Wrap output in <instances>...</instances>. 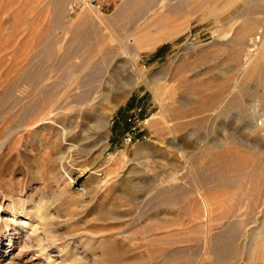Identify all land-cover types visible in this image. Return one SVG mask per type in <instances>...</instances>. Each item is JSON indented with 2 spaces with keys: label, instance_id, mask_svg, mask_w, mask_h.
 <instances>
[{
  "label": "rangeland",
  "instance_id": "1",
  "mask_svg": "<svg viewBox=\"0 0 264 264\" xmlns=\"http://www.w3.org/2000/svg\"><path fill=\"white\" fill-rule=\"evenodd\" d=\"M263 46L264 0H0V264H264Z\"/></svg>",
  "mask_w": 264,
  "mask_h": 264
},
{
  "label": "bare ground",
  "instance_id": "2",
  "mask_svg": "<svg viewBox=\"0 0 264 264\" xmlns=\"http://www.w3.org/2000/svg\"><path fill=\"white\" fill-rule=\"evenodd\" d=\"M262 49L264 50V46L262 47ZM263 65V64H262ZM261 73L263 74V77H264V66H262L261 67ZM262 81H264V78H263V80ZM264 86V85H263ZM49 112V111H48ZM47 114V113H46ZM49 114H50V112H49ZM45 116V115H44ZM47 116V115H46ZM42 121L44 120V119H41ZM39 122V121H38ZM34 125H36V124H34ZM2 210H3V208L0 206V213L2 212ZM37 211L36 212H39V210L38 209H36ZM38 218H40V217H37V219ZM29 220H31V217H27V218H24V219H19L18 221L16 220V214L14 213V212H11L10 211V213H9V218H8V225H10V228L8 229V230H6V231H3V232H1V235L3 234V233H5V232H8V234L5 236V237H7V238H9V240H11V237H10V235H14V234H16V231H20V229L21 228H24V227H26V226H28V225H30V221ZM19 225L21 226V227H19ZM32 229L34 230V226L32 225ZM30 236V235H29ZM31 240V239H30ZM29 246H31V245H29ZM21 247V246H20ZM45 253V252H44Z\"/></svg>",
  "mask_w": 264,
  "mask_h": 264
},
{
  "label": "built area",
  "instance_id": "3",
  "mask_svg": "<svg viewBox=\"0 0 264 264\" xmlns=\"http://www.w3.org/2000/svg\"><path fill=\"white\" fill-rule=\"evenodd\" d=\"M132 138H133L132 133H128L124 137V139H125L126 142H131L132 141Z\"/></svg>",
  "mask_w": 264,
  "mask_h": 264
}]
</instances>
